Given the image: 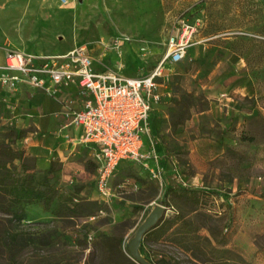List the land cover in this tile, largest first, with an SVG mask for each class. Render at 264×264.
Segmentation results:
<instances>
[{
  "label": "rangeland",
  "instance_id": "obj_1",
  "mask_svg": "<svg viewBox=\"0 0 264 264\" xmlns=\"http://www.w3.org/2000/svg\"><path fill=\"white\" fill-rule=\"evenodd\" d=\"M185 25L193 28L190 43L181 60L163 63L160 102L148 118L143 147L157 157L121 161L106 198H94L95 178L68 183L55 171L50 181L61 193L96 201L83 204L94 217L60 215L53 209L57 200L51 209L25 203L18 262L98 264L86 238L98 232L120 235L132 256L128 242L150 209L159 203L163 216L172 214L173 192L195 186L209 191L206 213H213L199 219L201 233L209 235L210 225L240 260L264 264V0H0V60L5 49L50 54L83 45L100 64L137 74L158 64L167 38ZM178 77L204 98L183 125L170 129ZM22 96L0 85V130L22 124ZM145 249L164 261L209 264L164 239L146 241ZM0 264L13 263L0 252Z\"/></svg>",
  "mask_w": 264,
  "mask_h": 264
},
{
  "label": "trees",
  "instance_id": "obj_2",
  "mask_svg": "<svg viewBox=\"0 0 264 264\" xmlns=\"http://www.w3.org/2000/svg\"><path fill=\"white\" fill-rule=\"evenodd\" d=\"M181 80L178 77L171 86V106L168 110L170 129L183 125L204 98L202 94L186 88ZM27 131L26 128L13 125H6L0 130V252L13 264H21L17 261V255L23 237L17 225L26 217L25 203L38 202L43 208L51 209L54 200H57L53 209L60 215L88 217L94 214L90 213V208L83 207L84 202L96 205L95 200L83 201L64 195L52 184L51 176L59 170L56 161L52 160L44 169L36 167L34 156L19 145ZM209 194L205 189L185 186L173 192L176 199V205L172 204L175 207L173 213L162 216L140 240L139 251L143 253L146 263L137 261L123 251L120 235L104 232L92 237L90 256L97 257L98 264H182L175 259L164 261V255L158 251L151 253L145 249L146 241L164 239L188 251L198 261L209 264H250L240 260L237 253L226 246L225 237L218 236L210 225L207 226L209 235L201 233L204 223L199 219L213 216V213H206L211 210L206 206ZM182 206L186 207L185 210ZM213 210L215 214L221 212Z\"/></svg>",
  "mask_w": 264,
  "mask_h": 264
},
{
  "label": "built area",
  "instance_id": "obj_3",
  "mask_svg": "<svg viewBox=\"0 0 264 264\" xmlns=\"http://www.w3.org/2000/svg\"><path fill=\"white\" fill-rule=\"evenodd\" d=\"M192 32L193 28L185 25L179 34L170 35L168 49L158 64L135 76L112 69L95 70L93 58L83 45L50 54L5 49L0 85L16 89L24 81L32 87H44L52 95L71 83L78 85L83 95L82 106L73 107L71 97L60 98L61 113L68 123L80 128L78 140L92 146L95 187L100 197L106 198L121 159L142 162L145 158L157 157L155 151L140 150L143 135L149 131L152 104L161 98L157 77L162 76L166 60L177 62L184 57ZM91 238V233H87V239Z\"/></svg>",
  "mask_w": 264,
  "mask_h": 264
},
{
  "label": "crops",
  "instance_id": "obj_4",
  "mask_svg": "<svg viewBox=\"0 0 264 264\" xmlns=\"http://www.w3.org/2000/svg\"><path fill=\"white\" fill-rule=\"evenodd\" d=\"M68 50L54 53H64ZM3 62L4 52L1 56L0 65ZM92 65L95 70L112 69L127 76H135L140 73L136 74L135 70L131 67L123 68L119 65L111 67L106 64H100L95 59H93ZM129 68L132 69V74L125 72ZM1 72L3 70L0 68ZM5 89L13 91L16 96L23 95V104L25 107L22 118L23 122L20 127L26 128L28 131L20 140V143L26 152L34 156L37 168L44 169L54 160L59 162L61 180L68 183H76V181L86 182L91 178H95L96 162L93 158L92 146L89 143L78 140L80 128L68 123V119L61 113L62 106L59 101L60 98L71 97L73 98V107L79 108L82 106L83 95L79 93V87L76 83H71L61 88L60 92L56 95L47 93L44 87H32L24 81L20 82L16 89H9L7 87ZM159 102L153 103L152 107ZM209 111L210 109H208ZM203 112L205 110L199 111L198 113L203 114ZM145 137L146 135H143V141L140 147L142 152H147L148 150L143 147ZM123 160L126 159H121L119 163ZM194 173L195 175L199 174L198 170ZM94 192L97 193V196L94 197L95 199L101 198L96 190L95 181Z\"/></svg>",
  "mask_w": 264,
  "mask_h": 264
},
{
  "label": "water",
  "instance_id": "obj_5",
  "mask_svg": "<svg viewBox=\"0 0 264 264\" xmlns=\"http://www.w3.org/2000/svg\"><path fill=\"white\" fill-rule=\"evenodd\" d=\"M164 215V206L157 203L149 211L146 218L138 225L133 237L128 242V249L131 255L139 262L146 263V260L139 252V243L143 234L153 227Z\"/></svg>",
  "mask_w": 264,
  "mask_h": 264
}]
</instances>
